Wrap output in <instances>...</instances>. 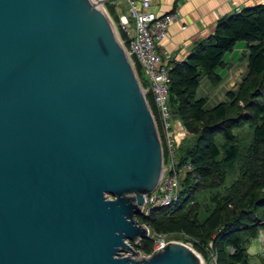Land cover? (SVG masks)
Returning a JSON list of instances; mask_svg holds the SVG:
<instances>
[{
    "label": "water",
    "instance_id": "water-1",
    "mask_svg": "<svg viewBox=\"0 0 264 264\" xmlns=\"http://www.w3.org/2000/svg\"><path fill=\"white\" fill-rule=\"evenodd\" d=\"M101 1L0 0V264H203L128 242L148 237L163 154Z\"/></svg>",
    "mask_w": 264,
    "mask_h": 264
},
{
    "label": "trees",
    "instance_id": "trees-1",
    "mask_svg": "<svg viewBox=\"0 0 264 264\" xmlns=\"http://www.w3.org/2000/svg\"><path fill=\"white\" fill-rule=\"evenodd\" d=\"M107 2L118 23L122 10ZM120 37L127 43L123 30ZM239 41L248 54L246 75L236 92H226L227 100L207 108L208 98L197 95L201 80L221 81L217 70L226 67L224 57ZM133 65L141 86L148 87L140 64L133 59ZM168 66L171 116L188 134L175 147L179 194L136 219L150 232L182 235L210 264H249L248 247L264 230V3L221 17L184 60ZM145 97L159 126L150 90ZM244 127L251 137L241 147L238 130ZM152 245L147 237L137 247L151 253Z\"/></svg>",
    "mask_w": 264,
    "mask_h": 264
},
{
    "label": "built area",
    "instance_id": "built-area-1",
    "mask_svg": "<svg viewBox=\"0 0 264 264\" xmlns=\"http://www.w3.org/2000/svg\"><path fill=\"white\" fill-rule=\"evenodd\" d=\"M117 6L126 5V12L119 14V22L127 35V43L121 40L127 54L141 66L148 87L144 92L151 91L156 107L159 126L156 127L161 141L163 171L156 188L144 194L143 203L139 206V214L148 215L153 209L170 205L177 200L179 194V174L176 167L173 118L168 103V63L160 51L159 42L168 33L169 25L178 19L177 10L158 15L151 9L153 0H113ZM124 5V6H125ZM185 28V26H182ZM190 168L189 165L186 166ZM150 235V230L148 236ZM153 235V234H152ZM165 233H154L152 251L163 247L168 241ZM261 255L264 258V230L259 232ZM140 239L136 242H139ZM140 255L147 257L150 253Z\"/></svg>",
    "mask_w": 264,
    "mask_h": 264
},
{
    "label": "crops",
    "instance_id": "crops-1",
    "mask_svg": "<svg viewBox=\"0 0 264 264\" xmlns=\"http://www.w3.org/2000/svg\"><path fill=\"white\" fill-rule=\"evenodd\" d=\"M262 3H264V0H153L151 9L155 11L156 14L162 15L177 10L179 15L178 19L169 25L167 36L159 42L160 51L164 55L165 61L171 64L175 61L184 60L197 42L208 37L214 31L216 23L221 17L238 11L243 7ZM124 7L126 10V5ZM125 12L126 11H122V13ZM182 26H185V28H182ZM242 52L245 53L243 65L241 66L242 68H236V65L232 67L234 61L231 60L230 63L226 60L227 55L234 56L238 53L236 55L238 56L242 54ZM247 55L245 43L242 41L237 42L233 51L227 53L224 57L226 67H229V70L226 68H219L217 70V73L221 76L219 84L224 81L228 87L234 85L238 74L243 68H247ZM227 63H229L228 66ZM224 71L227 72V75H225ZM213 87L215 88V86L209 82L208 78L204 77L197 90L198 97L204 96L208 98L207 108L218 103V101H214L212 97L214 93ZM227 90H229V88ZM210 95L212 98H210ZM215 97L218 98L217 95H215ZM173 125L177 145L184 140L188 134L178 120L174 119ZM258 257L261 264L263 258L261 251Z\"/></svg>",
    "mask_w": 264,
    "mask_h": 264
},
{
    "label": "rangeland",
    "instance_id": "rangeland-1",
    "mask_svg": "<svg viewBox=\"0 0 264 264\" xmlns=\"http://www.w3.org/2000/svg\"><path fill=\"white\" fill-rule=\"evenodd\" d=\"M107 1H112V0H102L99 4L100 6L109 14L112 22H113V25H114V29H115V32L117 34V37L119 38V40L121 41V37H120V34H121V31L123 30L122 27L120 26V22L116 23V19L111 15L110 13V10H109V5H108V2ZM115 3L114 1L112 3H110L111 5ZM117 6V5H116ZM116 10H118V13H120V11H126L125 10V7L124 6H117L116 7ZM238 54V53H237ZM236 54V55H237ZM236 55H227L226 57V60H228L230 63H231V60H233L234 62L232 63V67L233 65H236V68H239L243 65V61H244V57H245V53L242 52V54H239L238 56ZM225 62V60H224ZM229 65V63H227V66ZM227 70H229V67H225ZM242 68V67H241ZM246 72H247V68H243L242 71L238 74L237 76V80L235 81L234 85L228 87L227 84L223 81L222 83H218L215 86L214 88V93L212 95V97L214 98V101H224V100H227V97H226V92H228L229 90L231 91H234L236 92L238 90V86L239 84L241 83L242 79L244 78V76L246 75ZM225 75H227V72L224 71ZM229 88V90H227ZM215 95H217L218 98L215 97ZM211 95H210V98H212ZM213 102V101H212ZM238 134H239V137H240V146L241 147H244L246 145L249 144L250 142V137H251V131H250V128L249 127H244L242 129H239L238 130ZM236 168L237 165H236ZM234 176V175H233ZM232 179V175L229 174L227 176V179H226V184H229L230 181ZM138 215H142V214H138ZM137 215V216H138ZM136 216V217H137ZM145 216V215H144ZM140 223V222H139ZM154 233L153 231L150 232V235L148 237L150 238H153L154 239ZM153 234V235H152ZM165 239L167 241H179V242H182L184 244H187L188 246L192 247L190 242L186 241L182 235L180 234H170V235H165ZM138 241V240H137ZM129 244L135 249V250H139L137 245H138V242H132V241H128ZM193 248V247H192ZM194 249V248H193ZM195 250V249H194ZM261 250V241L259 239V236L253 240L249 246V249H248V253H249V261L248 263L249 264H260V261H259V257H258V254ZM196 251V250H195ZM143 253V251H141ZM199 255H200V258L203 262V264H210L208 262L205 261L204 257L199 253L197 252ZM121 254H124V255H128V256H131L133 257L134 259H138V256H132V253L130 251H121Z\"/></svg>",
    "mask_w": 264,
    "mask_h": 264
}]
</instances>
